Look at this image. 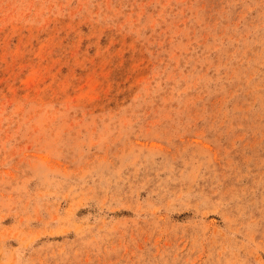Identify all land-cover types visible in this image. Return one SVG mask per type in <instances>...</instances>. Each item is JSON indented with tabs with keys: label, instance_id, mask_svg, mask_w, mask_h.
<instances>
[{
	"label": "rangeland",
	"instance_id": "obj_1",
	"mask_svg": "<svg viewBox=\"0 0 264 264\" xmlns=\"http://www.w3.org/2000/svg\"><path fill=\"white\" fill-rule=\"evenodd\" d=\"M0 264H264V0H0Z\"/></svg>",
	"mask_w": 264,
	"mask_h": 264
}]
</instances>
